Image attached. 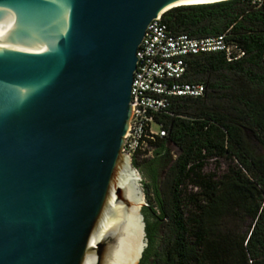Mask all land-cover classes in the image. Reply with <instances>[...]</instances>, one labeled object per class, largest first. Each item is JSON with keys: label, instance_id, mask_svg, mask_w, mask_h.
Returning <instances> with one entry per match:
<instances>
[{"label": "water", "instance_id": "water-1", "mask_svg": "<svg viewBox=\"0 0 264 264\" xmlns=\"http://www.w3.org/2000/svg\"><path fill=\"white\" fill-rule=\"evenodd\" d=\"M203 1L0 0V264H140L136 52L153 19Z\"/></svg>", "mask_w": 264, "mask_h": 264}, {"label": "trees", "instance_id": "trees-1", "mask_svg": "<svg viewBox=\"0 0 264 264\" xmlns=\"http://www.w3.org/2000/svg\"><path fill=\"white\" fill-rule=\"evenodd\" d=\"M162 20L174 34L227 32L245 54L233 61L224 52L191 56L185 80L204 84V95L175 98L156 117L166 136L153 157L133 158L148 204L140 264L153 257L161 264H264V156L246 139L250 132L264 149V0L182 5ZM220 158L229 162L221 178L203 173ZM228 216L243 226L221 231ZM163 228L167 238L159 241Z\"/></svg>", "mask_w": 264, "mask_h": 264}, {"label": "built area", "instance_id": "built-area-1", "mask_svg": "<svg viewBox=\"0 0 264 264\" xmlns=\"http://www.w3.org/2000/svg\"><path fill=\"white\" fill-rule=\"evenodd\" d=\"M253 2L260 4L261 0ZM211 52H224L228 61L245 54L236 43L227 40V32L192 37L172 33L162 16L149 23L136 52L130 102L133 114L123 147L132 160L153 157L157 140L166 136V129L156 117L168 110L175 98L204 95V84L188 82L185 75L191 56Z\"/></svg>", "mask_w": 264, "mask_h": 264}, {"label": "rangeland", "instance_id": "rangeland-1", "mask_svg": "<svg viewBox=\"0 0 264 264\" xmlns=\"http://www.w3.org/2000/svg\"><path fill=\"white\" fill-rule=\"evenodd\" d=\"M246 139H247L249 146L254 151V153L264 156L263 147L261 146V144L255 139V137L250 132L246 133ZM170 150L173 153L174 157L177 156L178 150L176 147H174L173 145H170ZM228 165H229L228 160H225L224 158H220L217 161L209 160L204 165L202 171L204 174H214L215 179L221 178V176L223 174H225L226 171L228 170ZM233 224H236L238 226H243L242 221H240L238 219H232L231 217L228 216L225 219L221 220L220 230L223 231L224 228L228 229ZM159 233H160L161 238L162 237L167 238V236H166L167 230L165 228H163ZM158 264H161V263L158 261Z\"/></svg>", "mask_w": 264, "mask_h": 264}, {"label": "bare ground", "instance_id": "bare-ground-1", "mask_svg": "<svg viewBox=\"0 0 264 264\" xmlns=\"http://www.w3.org/2000/svg\"><path fill=\"white\" fill-rule=\"evenodd\" d=\"M212 1H213V2H215V1L217 2V0H210V1H203V2H212ZM218 1H219V0H218ZM221 1H222V0H221ZM195 3H196V2H195ZM186 4H189V3H186ZM201 4H202V3H201Z\"/></svg>", "mask_w": 264, "mask_h": 264}, {"label": "flooded vegetation", "instance_id": "flooded-vegetation-1", "mask_svg": "<svg viewBox=\"0 0 264 264\" xmlns=\"http://www.w3.org/2000/svg\"><path fill=\"white\" fill-rule=\"evenodd\" d=\"M152 258H150V262H151Z\"/></svg>", "mask_w": 264, "mask_h": 264}]
</instances>
